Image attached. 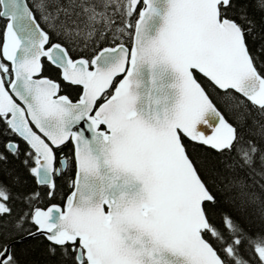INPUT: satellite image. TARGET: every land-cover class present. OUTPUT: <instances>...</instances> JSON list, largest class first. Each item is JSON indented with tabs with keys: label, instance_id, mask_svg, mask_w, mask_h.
Listing matches in <instances>:
<instances>
[{
	"label": "snow or ice",
	"instance_id": "6c2138e0",
	"mask_svg": "<svg viewBox=\"0 0 264 264\" xmlns=\"http://www.w3.org/2000/svg\"><path fill=\"white\" fill-rule=\"evenodd\" d=\"M0 20V264L28 240L49 264H264L243 220L264 179V0H0Z\"/></svg>",
	"mask_w": 264,
	"mask_h": 264
},
{
	"label": "trees",
	"instance_id": "16d2710c",
	"mask_svg": "<svg viewBox=\"0 0 264 264\" xmlns=\"http://www.w3.org/2000/svg\"><path fill=\"white\" fill-rule=\"evenodd\" d=\"M257 19L259 20V14H256ZM4 21L0 20V43H2V32H3V25ZM41 26L44 27V22L41 21ZM57 37L53 36V40L55 41ZM113 37L111 34L108 35L107 39L104 41L105 46L111 45ZM131 40L128 39L126 42V45H130ZM89 53L85 52L84 55H88ZM45 75L54 76V73L52 72H46ZM71 95L73 98L76 97L77 93L75 91L71 92ZM223 111V109H221ZM235 115V110L230 112H225L226 118L232 120ZM64 152L68 153V155H65L69 162L68 167L66 170V175L63 180H58V185L61 193V198L65 195L70 193V189L68 187V181L73 175V168H72V158L71 153L72 149L71 147H67L64 149ZM196 155L198 156H204L207 155L206 150L204 149H197ZM7 169H13L16 171H19L22 173V168L19 164V162L13 160L10 162L9 165H7ZM257 172H259V169L257 168ZM9 176L5 175L4 179H8ZM255 179L259 181L258 184L253 185L252 190L255 192V195L257 197V202L254 205L249 206L246 216L243 218L246 232L249 234H255L261 231H264V229L261 228V221H260V211L261 207L264 206V189L260 187V185H264V179H261L259 175L255 176ZM248 183L251 185L252 180L249 179ZM31 183H29V187H32ZM57 203L60 202L58 199L56 201ZM224 211H227L228 209L225 207L223 208ZM216 224L220 226V216L219 214L216 217ZM242 255L245 256V258H248L251 255V252L247 248L241 249ZM16 254L26 262V264H49V258L47 257L44 249V242L42 240H28L23 245H18L16 248Z\"/></svg>",
	"mask_w": 264,
	"mask_h": 264
},
{
	"label": "rangeland",
	"instance_id": "374dc122",
	"mask_svg": "<svg viewBox=\"0 0 264 264\" xmlns=\"http://www.w3.org/2000/svg\"><path fill=\"white\" fill-rule=\"evenodd\" d=\"M127 41H128L127 33H125L124 36H121V37H120V40H119L118 42H121V43L126 44Z\"/></svg>",
	"mask_w": 264,
	"mask_h": 264
},
{
	"label": "flooded vegetation",
	"instance_id": "af4514ba",
	"mask_svg": "<svg viewBox=\"0 0 264 264\" xmlns=\"http://www.w3.org/2000/svg\"><path fill=\"white\" fill-rule=\"evenodd\" d=\"M126 45V44H125ZM127 47H130V45L128 46V45H126ZM71 147V146H70ZM65 155H68V153H66V152H64V156ZM71 158H72V153H71ZM72 160V159H71ZM68 162H69V160L67 159V164H68Z\"/></svg>",
	"mask_w": 264,
	"mask_h": 264
},
{
	"label": "water",
	"instance_id": "95a60500",
	"mask_svg": "<svg viewBox=\"0 0 264 264\" xmlns=\"http://www.w3.org/2000/svg\"><path fill=\"white\" fill-rule=\"evenodd\" d=\"M127 47V46H126Z\"/></svg>",
	"mask_w": 264,
	"mask_h": 264
}]
</instances>
